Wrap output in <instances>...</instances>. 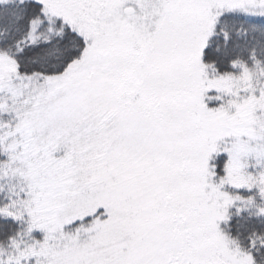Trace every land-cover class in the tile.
<instances>
[{"label":"snow or ice","instance_id":"snow-or-ice-1","mask_svg":"<svg viewBox=\"0 0 264 264\" xmlns=\"http://www.w3.org/2000/svg\"><path fill=\"white\" fill-rule=\"evenodd\" d=\"M0 264H264V0H0Z\"/></svg>","mask_w":264,"mask_h":264}]
</instances>
